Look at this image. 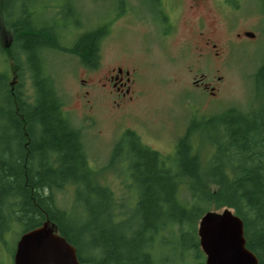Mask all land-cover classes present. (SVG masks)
I'll use <instances>...</instances> for the list:
<instances>
[{"label":"trees","instance_id":"obj_1","mask_svg":"<svg viewBox=\"0 0 264 264\" xmlns=\"http://www.w3.org/2000/svg\"><path fill=\"white\" fill-rule=\"evenodd\" d=\"M5 1L0 4V22L13 40L11 57L18 84L11 87L7 74L0 72V235L12 222L19 224L23 233L49 221L75 247L79 262L164 264L160 255L169 242L162 240L160 232L168 231V237L176 238L174 262L184 264L186 256H192L204 264L195 223L212 206L215 210L231 209L242 220L245 246L258 264H264V107L250 112L228 109L192 121L170 160L126 132L115 144L113 156L128 159L138 222L133 226L114 223L105 212L111 204L110 192L97 184L79 133L65 118L44 68L43 50L52 48L50 40H58L56 27L33 18L41 10H37L39 1L44 0ZM66 1L73 4V0ZM262 3L264 6V0ZM4 12L5 19L1 17ZM106 32L107 26L100 25L75 38L72 50L81 64L96 65V47ZM24 69L33 88L31 100L20 89ZM253 79L263 95L264 59ZM199 130L214 152L205 177L199 176L198 160L190 144V137ZM50 158L53 165L48 163ZM67 184L74 186L76 203L86 207L85 219H92V224L98 223L99 217L103 220L93 233L88 228L90 223L79 228V223L57 208L53 192ZM181 192L191 201L182 202ZM85 248L95 255H84Z\"/></svg>","mask_w":264,"mask_h":264},{"label":"rangeland","instance_id":"obj_2","mask_svg":"<svg viewBox=\"0 0 264 264\" xmlns=\"http://www.w3.org/2000/svg\"><path fill=\"white\" fill-rule=\"evenodd\" d=\"M217 1L206 0L200 10L190 11L189 0H175L171 26L165 24L168 28L149 22L148 11L154 0H73V4L44 0L37 5V10H41L33 18L42 25L56 27L58 37L50 40L52 48L43 50L45 71L60 98L65 118L79 133L86 162L94 171L97 184L110 192L109 218L112 216L114 223L123 221L126 226L138 222L134 209L136 194L126 167L121 158H113V148L126 132L170 160L178 139L192 121L220 115L228 109L250 112L264 107V94L253 79L264 59L262 0H221V6ZM4 3L5 0L0 4ZM5 14L1 15L4 19ZM197 17L201 18L200 23ZM100 25H106L107 32L98 41L96 65L86 67L72 45L79 34ZM243 31L252 34V38L246 35L252 40L238 41L236 34ZM199 33L201 38L210 39L215 48L205 47ZM9 35L0 22V72L7 74L8 84L13 87L18 84V75L12 64L15 49ZM117 68L126 72L129 79L124 96L106 80ZM24 71L20 89L31 100L33 88ZM195 81L201 84L196 86ZM205 84H209L207 89L203 88ZM203 136L204 132L199 130L190 137L200 177H205L210 169L214 153ZM167 159L165 162L169 163ZM208 187L214 189L212 185ZM180 195L185 204L191 201L187 193ZM53 196L57 208L68 213L80 224L79 228L90 223L88 228L93 233L103 224L100 217L96 224L85 219L86 207L76 203L73 185H64ZM223 209L209 206L208 211ZM9 226L0 235V264H12L15 244L22 233L16 222ZM164 232L162 240L169 244L162 248L161 263L178 264L173 261L177 255L172 251L176 238ZM84 255L95 254L85 248ZM184 264L198 262L196 257L186 256Z\"/></svg>","mask_w":264,"mask_h":264},{"label":"water","instance_id":"obj_3","mask_svg":"<svg viewBox=\"0 0 264 264\" xmlns=\"http://www.w3.org/2000/svg\"><path fill=\"white\" fill-rule=\"evenodd\" d=\"M252 37V34H247ZM204 264H258L245 247L242 220L231 210L207 211L196 231ZM12 264H93L79 262L73 245L49 221L22 233L16 244Z\"/></svg>","mask_w":264,"mask_h":264},{"label":"flooded vegetation","instance_id":"obj_4","mask_svg":"<svg viewBox=\"0 0 264 264\" xmlns=\"http://www.w3.org/2000/svg\"><path fill=\"white\" fill-rule=\"evenodd\" d=\"M226 1H228V0H226ZM174 2H175V0H154V4L151 8V11H148L149 14H151V16H149V17H151L149 22L155 21L156 23L161 24V26H165L164 28H168L165 25L166 23H168V26L170 27L171 26L170 25L171 13L175 11ZM119 3H120V1H119ZM206 4H207L206 0H189V4H188L187 8L190 11L200 10ZM158 5H160V7ZM217 5L221 6V5H224V3L221 0H218ZM196 19L199 20V23L201 22L200 17H197ZM247 34H248V32H246V31H243L241 33H237L236 38L238 41H243L244 39L252 40L251 39L252 37L249 39L247 38V36H246ZM199 35H200L201 41H204L205 47L215 48V44L211 43L210 39L201 38L202 33H199ZM165 36H167V35L165 34ZM165 39H166V37H165ZM214 54L218 55L217 52H215ZM106 80L108 82L112 83V86L115 87V90L118 94L120 93L122 96H124V94L128 92V90L125 89V87H126V84H127L129 79L127 77V73L126 72L123 73V70L121 68H117L115 72L106 76ZM194 83L196 86H199L201 84V83H198L197 81H195ZM208 86H209V84H205V85H203V88L207 89ZM210 90H211V94H214V92H212L214 90V88L212 87Z\"/></svg>","mask_w":264,"mask_h":264},{"label":"bare ground","instance_id":"obj_5","mask_svg":"<svg viewBox=\"0 0 264 264\" xmlns=\"http://www.w3.org/2000/svg\"><path fill=\"white\" fill-rule=\"evenodd\" d=\"M73 129V128H72ZM13 153V152H12ZM113 158H117V156H114ZM122 159V158H121ZM122 161H123V163L122 164H124V166L126 167V170L128 171V167H129V162H128V159H126V160H124V159H122ZM53 160L50 158V160H49V164L50 165H53ZM123 167V166H122ZM129 172V171H128ZM128 174V173H127ZM128 176H129V174H128ZM131 184V183H130ZM111 205L110 204H108V206H107V209L105 208V212L106 213H109L111 210ZM109 216H110V213L108 214ZM237 216V215H236ZM111 218H113L112 216H111ZM110 219V218H109ZM113 220V219H112ZM123 222V221H122ZM243 223V222H242ZM24 233V232H23ZM165 232L164 231H161L160 232V235L161 234H164ZM243 236H244V230H243ZM246 247V246H245ZM15 249V248H14ZM250 251V250H249ZM251 252V251H250ZM13 253H14V251H13ZM257 258V257H256ZM257 261H258V259H257Z\"/></svg>","mask_w":264,"mask_h":264}]
</instances>
